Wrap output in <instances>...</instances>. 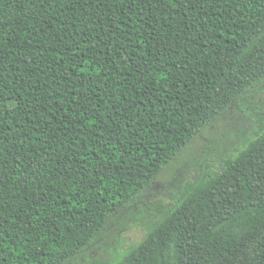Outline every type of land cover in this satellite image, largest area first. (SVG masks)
Instances as JSON below:
<instances>
[{
	"label": "trees",
	"instance_id": "1",
	"mask_svg": "<svg viewBox=\"0 0 264 264\" xmlns=\"http://www.w3.org/2000/svg\"><path fill=\"white\" fill-rule=\"evenodd\" d=\"M263 96L264 0H0V264L77 260ZM149 220L121 259L86 264H264V117Z\"/></svg>",
	"mask_w": 264,
	"mask_h": 264
},
{
	"label": "rangeland",
	"instance_id": "2",
	"mask_svg": "<svg viewBox=\"0 0 264 264\" xmlns=\"http://www.w3.org/2000/svg\"><path fill=\"white\" fill-rule=\"evenodd\" d=\"M255 106L245 112L233 104L227 113L215 120L212 126L205 129L146 191L140 202L128 212H119L107 225L97 242L69 264H86L100 258L110 262L118 261L129 250L140 244L146 236L145 226L150 222L149 216L160 214L175 202L184 185L193 180L196 174L221 158L230 155L240 147L253 131L255 120L264 117V96L253 102ZM251 106V102L246 103ZM256 108V110H254ZM260 114V116L258 115ZM248 248L244 237L238 245ZM247 250V249H246ZM246 250L239 252L237 259L229 255L227 260H206L200 255L183 264H245Z\"/></svg>",
	"mask_w": 264,
	"mask_h": 264
}]
</instances>
